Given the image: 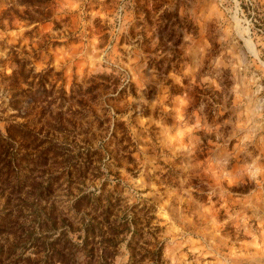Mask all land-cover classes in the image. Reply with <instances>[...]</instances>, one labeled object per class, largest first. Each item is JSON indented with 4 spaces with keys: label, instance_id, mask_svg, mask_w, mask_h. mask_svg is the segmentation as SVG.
<instances>
[{
    "label": "rangeland",
    "instance_id": "rangeland-1",
    "mask_svg": "<svg viewBox=\"0 0 264 264\" xmlns=\"http://www.w3.org/2000/svg\"><path fill=\"white\" fill-rule=\"evenodd\" d=\"M52 1L30 23L17 0H0L5 238L18 213L30 221L17 182L55 176L53 204L71 215L82 195L117 189L131 226L115 264L129 262L133 237L151 252L144 264H264V0ZM24 90H40L35 105ZM117 123L129 149L113 141ZM47 139L64 150L34 171ZM145 207L154 220L140 232Z\"/></svg>",
    "mask_w": 264,
    "mask_h": 264
},
{
    "label": "trees",
    "instance_id": "trees-1",
    "mask_svg": "<svg viewBox=\"0 0 264 264\" xmlns=\"http://www.w3.org/2000/svg\"><path fill=\"white\" fill-rule=\"evenodd\" d=\"M52 3V0H17L18 5L26 8V17L18 14L19 18L33 23L36 19L30 16L28 11L48 8ZM98 89L99 87H96L94 90ZM40 94V90L34 93L24 90L18 96L26 97L25 104L35 105ZM75 98L76 96L73 94L69 96L65 91L61 92L60 99L63 101H74ZM13 132L15 129L11 131V133ZM118 132L122 135L120 139ZM112 138L119 144L128 142L129 145L125 149H129L131 146V139L125 123L115 124ZM30 139L36 143L40 137L31 132ZM54 141L47 139L42 144H47L48 147L34 157L33 161L36 163L34 171L51 168V162L58 160L61 156L58 149L63 148H58ZM98 156L99 152L93 155L94 158ZM89 161V158H86L85 162L81 163L79 173L84 172ZM55 178V176H51L46 181L35 178L29 179L28 182H17L14 195L18 201V208L23 209L25 206L30 208L29 216H26L30 221L21 225L19 221L23 220L25 216L21 212L18 213L16 228L12 233L14 239L10 242L5 237L8 234L7 216L11 214L2 219L0 237L4 238V244L0 245V264H5L9 258H12V264H115L114 260L126 241V235L131 226V219L127 214L123 220L119 218L121 199L117 189L108 190V187L104 185L102 192L98 195H82L74 204L78 211L77 215H71L70 212H58L53 204L56 193L55 186L57 185V182L54 181ZM23 196H26V199ZM27 199L31 200L30 204L27 203ZM143 211L148 221L145 225L143 220L139 222L140 225H143L139 229L140 232H143L145 228H150L151 220H154L153 217L149 218V215L153 213L152 209L145 207L142 209ZM73 232H80L78 238L82 240L86 251L84 263L79 262L76 257L79 245L70 237ZM144 237L141 234L139 240ZM135 239V237L131 238L126 245L131 253L127 264H144L151 257V252L145 251L143 244H140V241L135 242ZM141 250H144L145 254H141ZM155 254L157 262L162 258L161 249L157 253H153V256Z\"/></svg>",
    "mask_w": 264,
    "mask_h": 264
},
{
    "label": "water",
    "instance_id": "water-1",
    "mask_svg": "<svg viewBox=\"0 0 264 264\" xmlns=\"http://www.w3.org/2000/svg\"><path fill=\"white\" fill-rule=\"evenodd\" d=\"M77 257V256H76Z\"/></svg>",
    "mask_w": 264,
    "mask_h": 264
}]
</instances>
